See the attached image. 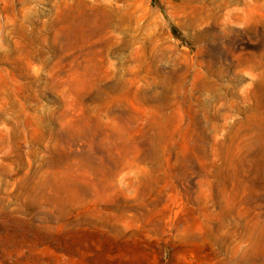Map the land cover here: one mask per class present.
Returning <instances> with one entry per match:
<instances>
[{
  "label": "rangeland",
  "instance_id": "1",
  "mask_svg": "<svg viewBox=\"0 0 264 264\" xmlns=\"http://www.w3.org/2000/svg\"><path fill=\"white\" fill-rule=\"evenodd\" d=\"M0 264H264V0H0Z\"/></svg>",
  "mask_w": 264,
  "mask_h": 264
}]
</instances>
